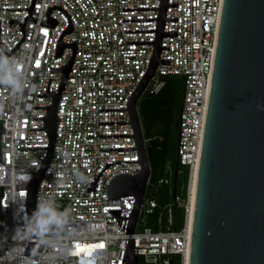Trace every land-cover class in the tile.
<instances>
[{
  "label": "built area",
  "instance_id": "1",
  "mask_svg": "<svg viewBox=\"0 0 264 264\" xmlns=\"http://www.w3.org/2000/svg\"><path fill=\"white\" fill-rule=\"evenodd\" d=\"M221 1L168 0L162 63L144 94L158 93L164 76L184 78L178 156L190 177L188 198L176 196L175 202L187 208V216L182 229H173V203L161 207L146 192L135 246L158 247H137L145 264H172L174 255L186 264L190 253L191 184L200 162ZM159 7L160 0H0V49L16 58L26 84L22 96L0 86V264H21L27 241H35L31 264H123L126 230L109 209L128 212L135 197L107 200V184L121 172L138 173L141 165L115 163L102 172L95 191L86 188L106 162L138 160L137 149L101 150L136 147V142L134 136L101 137L133 129L131 123L100 124L130 120L128 110L100 108L127 107L152 56ZM57 98L53 153L36 210L50 201L55 212L67 210V223L53 232L42 223L43 238L24 239L20 230L33 224L29 189L50 155L47 116ZM172 176L168 166L158 183L151 185L150 177L147 190L171 185Z\"/></svg>",
  "mask_w": 264,
  "mask_h": 264
},
{
  "label": "water",
  "instance_id": "2",
  "mask_svg": "<svg viewBox=\"0 0 264 264\" xmlns=\"http://www.w3.org/2000/svg\"><path fill=\"white\" fill-rule=\"evenodd\" d=\"M168 0H160L153 52L148 67L129 97L130 120L100 124L131 123L136 147L101 150L138 151V160L106 162L86 191H95L102 172L118 162H139L136 174L121 172L107 184V200L135 197L132 209H109L127 234L123 264H139L134 230L145 198L151 164L145 142L139 102L156 75L165 27ZM70 67L65 70V77ZM57 102L49 108L47 130L50 155L30 185L28 206L38 230L42 221L36 195L52 157L57 123ZM179 140V138H178ZM176 198V192L174 193ZM53 232L57 228L48 226ZM35 241H27L24 258L31 264ZM189 264H264V0H222L198 167L191 229Z\"/></svg>",
  "mask_w": 264,
  "mask_h": 264
},
{
  "label": "trees",
  "instance_id": "3",
  "mask_svg": "<svg viewBox=\"0 0 264 264\" xmlns=\"http://www.w3.org/2000/svg\"><path fill=\"white\" fill-rule=\"evenodd\" d=\"M163 78L164 87L158 93H145L139 102V110L149 150L151 185L165 176L168 166L172 168L173 176L171 185H161L157 190L150 185L147 195L156 197L161 207L173 203L172 228L180 230L185 226L187 208L177 205L174 193L187 199L190 177L189 167L181 164L178 156V118L183 105L185 82L183 77L176 75ZM154 219L155 216L150 217V221ZM172 264H181V256L174 255Z\"/></svg>",
  "mask_w": 264,
  "mask_h": 264
},
{
  "label": "clouds",
  "instance_id": "4",
  "mask_svg": "<svg viewBox=\"0 0 264 264\" xmlns=\"http://www.w3.org/2000/svg\"><path fill=\"white\" fill-rule=\"evenodd\" d=\"M0 86L9 88L15 96H22L26 87L24 77L19 71L16 58L7 56L2 49H0ZM37 212L46 217L49 227L55 226L56 228H61L67 223V210H65L64 213L55 212L50 201L41 202ZM20 234L24 239H31L33 236L39 238L44 237V233L38 230L31 222L20 230ZM9 251L12 253V258H15V250L10 249ZM21 264H30V261L26 258H22Z\"/></svg>",
  "mask_w": 264,
  "mask_h": 264
},
{
  "label": "bare ground",
  "instance_id": "5",
  "mask_svg": "<svg viewBox=\"0 0 264 264\" xmlns=\"http://www.w3.org/2000/svg\"><path fill=\"white\" fill-rule=\"evenodd\" d=\"M198 167H199V165L196 166V168L193 172V180H192V184H191L190 208L188 211V228H189L190 233H191V229H192V220H193L196 186H197V178H198ZM189 255H190V253H188L186 264H189Z\"/></svg>",
  "mask_w": 264,
  "mask_h": 264
},
{
  "label": "flooded vegetation",
  "instance_id": "6",
  "mask_svg": "<svg viewBox=\"0 0 264 264\" xmlns=\"http://www.w3.org/2000/svg\"><path fill=\"white\" fill-rule=\"evenodd\" d=\"M139 264H143V260L142 259H140Z\"/></svg>",
  "mask_w": 264,
  "mask_h": 264
}]
</instances>
